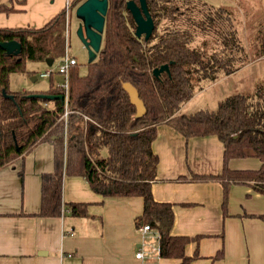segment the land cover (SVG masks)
<instances>
[{
  "label": "trees",
  "instance_id": "16d2710c",
  "mask_svg": "<svg viewBox=\"0 0 264 264\" xmlns=\"http://www.w3.org/2000/svg\"><path fill=\"white\" fill-rule=\"evenodd\" d=\"M83 1L73 0L70 8ZM108 1L97 59L87 65L85 75L79 64L70 72L67 125L60 121L65 105L57 97L63 95L53 77L45 91H10L11 75L26 72L28 62H55L65 54L67 9L40 29L0 28V43L15 41L22 46L18 55L0 48V170L37 145L49 143L54 147L55 168L42 176V202L36 216L59 218L70 213L87 217V203L63 201L64 178L83 177L104 197L143 198V214L136 219V227L148 225L158 233L161 258L191 264L198 251L188 257L185 249L203 236H173V205L157 202L152 194L159 164L152 143L158 127L169 125L186 139L217 136L221 140L222 173L194 175L193 180L222 183L223 213L227 217L233 183H253L255 191L264 195V84L254 93L226 98L215 111L181 113L182 106L196 95L197 83L216 82L221 74L230 76L248 61L233 24V10L203 0H146L156 28L145 40L135 34L136 24L127 9L130 0ZM133 1L139 4V0ZM194 2L206 7L200 20L195 19ZM164 22L167 25L160 30ZM198 32L213 33L220 50L207 54L195 47ZM257 39L258 55L264 56V26ZM203 44L207 46V42ZM165 65L169 73L156 76L154 70ZM125 83L137 89L146 107L144 116L136 117L137 109L123 87ZM247 158L259 159L260 169L230 168L231 160ZM259 218L264 221V216ZM223 253L221 250L215 259Z\"/></svg>",
  "mask_w": 264,
  "mask_h": 264
},
{
  "label": "crops",
  "instance_id": "0c3cea01",
  "mask_svg": "<svg viewBox=\"0 0 264 264\" xmlns=\"http://www.w3.org/2000/svg\"><path fill=\"white\" fill-rule=\"evenodd\" d=\"M203 1L232 10L235 2ZM72 2L0 0V8L15 9L0 11V28H43ZM69 10V16L74 12L77 29L76 6ZM54 63L46 64L50 69ZM152 149L159 157L152 194L157 202L173 205L171 234L203 236L185 249L188 257L198 251L191 264H264V221L259 218L264 216V195L255 191L253 183H233L225 217L222 183L193 180L194 175L222 173L221 140L217 136L186 139L169 125H161ZM261 165L256 158L233 159L229 164L232 170H258ZM54 168V147L42 143L0 170V264H181V260L160 257L155 230L144 233L136 227V219L143 214V198L104 197L83 177L64 178L63 201L87 203V217L36 216L42 202V176ZM221 250L223 257L215 259ZM139 251L144 254L141 260L136 258Z\"/></svg>",
  "mask_w": 264,
  "mask_h": 264
},
{
  "label": "rangeland",
  "instance_id": "374dc122",
  "mask_svg": "<svg viewBox=\"0 0 264 264\" xmlns=\"http://www.w3.org/2000/svg\"><path fill=\"white\" fill-rule=\"evenodd\" d=\"M194 4L192 6L195 10V19L200 20L203 8L206 7L198 2H194ZM232 8L233 24L237 30L238 38L245 48L248 61L241 64L242 67L230 76L221 74L216 82L205 80L197 83L196 95L181 108L183 114L190 115L200 110L215 111L219 103L226 98L239 93H254L261 84H264V56L258 55L260 43L257 39L260 29L264 26V0H235ZM74 16V12L70 16L67 13L68 28L71 19L69 53L77 59L81 74L85 75L89 54L77 35L78 28L75 29ZM166 25L167 22H164L160 30ZM197 35L194 42L195 47L205 50L207 54L220 50L219 40L213 33L198 32ZM204 42H207V46L203 44ZM57 62L56 60L52 69L55 68ZM26 66V72L11 75L10 91H45L50 86L51 80L50 78H41L40 73L48 70V65L43 62H28ZM35 76H37L36 81L33 80ZM61 80L59 75H55L53 78L54 85L60 83Z\"/></svg>",
  "mask_w": 264,
  "mask_h": 264
},
{
  "label": "water",
  "instance_id": "95a60500",
  "mask_svg": "<svg viewBox=\"0 0 264 264\" xmlns=\"http://www.w3.org/2000/svg\"><path fill=\"white\" fill-rule=\"evenodd\" d=\"M108 8V0H84L76 6V17L80 21L77 35L88 51V64L93 63L97 59L102 48ZM127 9L134 18L136 36L138 38L145 37V40H148L155 31L156 26L149 12L147 1L139 0V4H137L135 1L130 0L127 2ZM0 48L5 50L9 55H18L21 52L22 46L18 42L10 41L0 43ZM52 64L53 60H49L48 65L51 66ZM165 71L169 73L168 65L155 69L154 74L159 76ZM123 87L129 94L131 103L136 106V117L140 118L144 116L146 107L140 99L137 89L130 83H125ZM57 97L63 100V96Z\"/></svg>",
  "mask_w": 264,
  "mask_h": 264
},
{
  "label": "built area",
  "instance_id": "2783aa9c",
  "mask_svg": "<svg viewBox=\"0 0 264 264\" xmlns=\"http://www.w3.org/2000/svg\"><path fill=\"white\" fill-rule=\"evenodd\" d=\"M69 6L67 8V13H70ZM70 37H69V31L67 29L66 32V49H65V54L58 60L56 66L54 69L50 68L40 74L41 78H52L55 75H59L62 80L60 83L57 84V86L62 90V95H63V102L65 105V112L63 116L60 118V121L63 120L65 121L66 125L68 122V117L71 113L69 110V91H70V72L71 69L78 65V61L75 57H73L70 53ZM144 233L150 231V227L148 225H145L141 229ZM72 254H68L67 257H72ZM144 254L142 251L137 252L136 258L138 260L143 259Z\"/></svg>",
  "mask_w": 264,
  "mask_h": 264
}]
</instances>
